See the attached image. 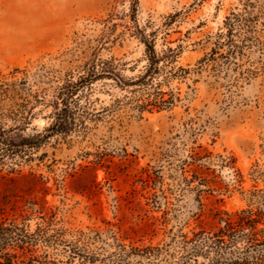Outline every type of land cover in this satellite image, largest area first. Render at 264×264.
Instances as JSON below:
<instances>
[{"label":"rangeland","instance_id":"obj_1","mask_svg":"<svg viewBox=\"0 0 264 264\" xmlns=\"http://www.w3.org/2000/svg\"><path fill=\"white\" fill-rule=\"evenodd\" d=\"M245 2L0 0V80L15 69L35 74L24 96L46 90L50 98L59 78L76 79L94 57L110 60L124 81L142 75L150 57L141 34L160 58L147 84L94 83L76 97L69 134L0 164V221L29 234L41 228L33 254L39 261L184 264L181 234L212 230L217 210L235 217L259 205L264 30L257 26L259 42L243 57L198 64ZM251 2L254 13L264 5ZM162 100L160 110L138 108ZM51 111L37 106L23 135L45 133ZM131 246L155 250L144 255Z\"/></svg>","mask_w":264,"mask_h":264},{"label":"trees","instance_id":"obj_2","mask_svg":"<svg viewBox=\"0 0 264 264\" xmlns=\"http://www.w3.org/2000/svg\"><path fill=\"white\" fill-rule=\"evenodd\" d=\"M255 7L254 2L246 0L239 12L232 13L225 19V32L216 35L211 53L198 61L200 66L214 63L221 58L239 59L245 55L247 48H252L254 43L259 42L255 35L258 32V25L261 26V31L264 30V5L259 6L256 13H254ZM140 41L150 57V64L142 75L129 81H124L120 77L110 60H101L97 57L87 61L83 68H80L82 72L76 79L72 74L59 78V84L48 94L50 98H47L46 90H44V96H40L38 91L24 96V91L31 90V83L35 80L33 78L35 74L31 75L26 69H15L8 77H2L0 80V145L5 146V151L0 152V164L4 165L5 161L21 151L40 146L50 136L69 134L75 127L76 97L81 96L94 83L110 79L120 88H135L147 84L152 75L159 72L160 58L156 54L153 40L141 34ZM259 43H261L259 50L263 51L264 41ZM45 68L44 65L41 66V70ZM155 103H143L138 105V108L142 111L152 106L160 110L165 101ZM39 105L52 107L49 114L52 122L44 130L45 133L24 136L23 132L35 117V109ZM8 123L10 127L4 128V125ZM258 203L255 209L248 207L236 212L235 217L217 210L213 214L212 230L201 229L193 232L192 236L181 234V244L187 251L184 264H190L191 261L197 264L196 256L199 254L207 258V262L201 264H264V248H256L264 242V198L258 200ZM6 221H0V264H49L39 261L33 255L35 246L39 243L41 228L38 227L35 233L29 234L24 228L18 227L14 221ZM18 230L21 233H17ZM239 243L242 246L238 247ZM131 248L141 251L144 255L155 250L152 247L139 249L131 246Z\"/></svg>","mask_w":264,"mask_h":264}]
</instances>
